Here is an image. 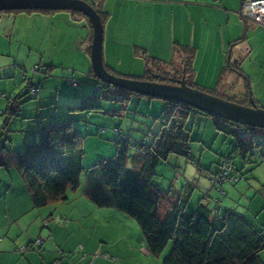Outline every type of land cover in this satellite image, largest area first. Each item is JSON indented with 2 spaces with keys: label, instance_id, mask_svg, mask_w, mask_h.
I'll list each match as a JSON object with an SVG mask.
<instances>
[{
  "label": "crops",
  "instance_id": "0c3cea01",
  "mask_svg": "<svg viewBox=\"0 0 264 264\" xmlns=\"http://www.w3.org/2000/svg\"><path fill=\"white\" fill-rule=\"evenodd\" d=\"M83 1L99 13L103 22L102 58L111 73L142 77L148 69L162 67L172 75L175 67L199 89L216 91L218 96L239 104L249 106L253 102L264 108V27L241 16L243 0ZM92 38L91 22L80 11H0V70L7 72L10 68L17 74L22 66L37 63L49 78L41 82L37 74L30 84L37 85L34 81L39 79L38 84L46 87L53 79L64 85L62 77L52 75L55 69V74L76 79L81 90L88 89L97 80L90 59ZM14 84L11 88L0 84L8 94L6 107L9 99L19 97L21 101L26 94L24 83ZM65 85L69 88L65 95H78L76 88ZM39 96L45 105L62 99L59 92L55 98L50 90L41 88ZM59 116L64 118V114ZM25 122H21V129L26 127ZM28 137L29 134L26 142ZM17 141L16 146L11 145L13 148L26 147L24 138ZM260 180L263 182L258 178V186L262 187ZM198 196L197 205H209ZM167 197L161 200L160 212ZM254 200L248 210L255 217L258 208L253 207L261 199L255 196ZM216 201L222 209V202ZM176 203L168 200L165 207ZM233 205L229 202L224 209L250 222V212ZM23 246L26 248L22 251ZM162 261V253L148 249L139 225L123 211L98 206L83 192H67L65 200L35 207L22 172L15 166L0 165V264H163Z\"/></svg>",
  "mask_w": 264,
  "mask_h": 264
},
{
  "label": "trees",
  "instance_id": "16d2710c",
  "mask_svg": "<svg viewBox=\"0 0 264 264\" xmlns=\"http://www.w3.org/2000/svg\"><path fill=\"white\" fill-rule=\"evenodd\" d=\"M185 65L188 66V63ZM161 68L148 69L139 78L149 79L150 73L159 75L157 78H162V81L166 75L175 80L184 77L181 69L174 67L171 75ZM184 72L188 73V68ZM184 78L186 85L198 88L187 77ZM96 79L92 86L95 85L97 91L80 97L76 104H68L65 121L43 125L39 131L29 134L23 151L5 149L6 152L0 154V165L15 166L22 172L35 207L65 200L69 190L80 186L84 169L83 149L78 144L79 131L72 128L69 116L77 112L100 111L101 105L97 102L99 97L115 95L124 100L129 99L132 94L143 96ZM73 81L75 83L72 84L78 85L77 80ZM30 85V90L38 88V95L40 87ZM27 92L28 89L26 94ZM18 98L9 99L8 108L0 114L3 113L5 118L7 113L16 114L21 104ZM164 102V106H158L160 114L155 118L159 120L160 126L151 142L143 139L132 145L120 132L113 156L99 159L87 170L82 192L98 206L114 207L132 217L139 225L152 253H161L172 239V247L164 257L163 264H264L259 257V252L264 248V235L243 215L233 210L221 209V206L211 208L205 203L190 208L191 194L178 198V202L162 215L161 200L173 192H168L169 190L153 182L160 159H165L171 152L188 156L186 141L190 140L191 134L185 125L189 122L191 113L213 116L217 129L233 137V151L242 157L244 163L255 148L264 145V128L228 121L185 103L173 100ZM35 137L37 138L34 139ZM131 146L134 147L129 152ZM262 157L264 162V152ZM231 165L230 156H224L221 168L217 171L219 182H224L229 170L234 169ZM214 180L216 181L215 178Z\"/></svg>",
  "mask_w": 264,
  "mask_h": 264
},
{
  "label": "rangeland",
  "instance_id": "374dc122",
  "mask_svg": "<svg viewBox=\"0 0 264 264\" xmlns=\"http://www.w3.org/2000/svg\"><path fill=\"white\" fill-rule=\"evenodd\" d=\"M24 67H26L25 70H23ZM7 70V72L0 70V84H6L8 88H11L15 85L14 83H24L23 87L25 86L24 88H27L28 92L20 97L21 106H23L22 109L21 107L18 109L15 115H7V118H5L4 114H1L0 151L10 149V147L16 151H23L25 147L17 149L11 145L16 146L17 139L20 137L24 138L25 144H27L25 136L34 133L33 129L37 132L43 125L65 121L67 119L66 109L68 104H76V102H79L80 97L97 91L95 90V85L89 86L88 89L84 87L81 90L80 83L74 86L70 82V80L76 79L69 75L68 77H63L61 74H55L54 72H57V70L53 69L51 71L52 75L59 78L62 77L65 84L72 86V89L76 88L78 95H65L69 88L65 84L60 86L59 83L51 78L52 76L50 77L52 80L49 81V85L46 87L43 86V83L42 86L39 85L40 80L37 79L34 83L41 88V91L45 90L47 92L50 90L51 95L55 98L59 92V97L62 98L58 102L53 99L51 104L45 105L40 102L41 96L37 97V94L30 92L31 78L34 80L35 75H40L41 82L49 78V74L45 76L47 74L44 71L45 69L41 70L40 64L31 63L22 66L21 70L17 71V74H15L16 71L10 68ZM139 77L136 75L133 78ZM26 90L23 91V94ZM7 95L4 89H0L1 112L6 110L5 102L7 100L5 96ZM97 102L101 105L100 111L90 113L77 112L69 116L72 119V128L79 131L78 144L83 149L82 163L84 168L80 177V186L75 190H69L68 193L70 195L82 193L86 172L99 159L113 156L116 150V139L119 138L120 132L122 133L121 135L126 136L130 140L132 145L135 141L143 139L150 143L154 133L160 126L159 120L155 118L160 114L157 103L165 105L164 100L136 94H132L129 99L124 100L115 95H110L107 98L99 97ZM44 114L47 115L44 116ZM60 114L62 116L64 114L63 119L60 118ZM24 117L26 118L23 119ZM23 120L26 121V127L21 129ZM215 122L216 119L213 116L191 113L189 122L185 125V128L191 134L190 140L186 141L189 147L188 156L171 152L165 159L159 160L153 182L160 185L163 189L169 190L168 192H173L164 200L165 202L161 206L163 207L161 213L163 215L167 213L169 208H166L165 205L168 200L178 202V198L185 197L188 194H191L189 198L190 208L191 206H197L198 195L207 201L211 208L217 205L216 200L222 202L223 208L229 202H233V206L237 210L246 209L245 212H250L248 213L250 222H253L258 227V230L261 229V234L264 235V162L262 161L264 145L261 144L258 148H255L253 154H250L249 159L244 163L242 157L233 151V137L218 130ZM133 147L129 148V152H132ZM224 156H230L231 166L234 169L229 170L224 182H219L217 180V171L221 168V161ZM258 178L263 180V182L260 180L263 183L262 187L258 186V183H260ZM212 180H214V183ZM255 196H259L262 201L259 200L253 207L258 208L254 217L248 207H250ZM220 206L218 205V207ZM69 242H72V240H67V243ZM172 243V239L169 240L161 252L162 260L169 253ZM259 257L264 263V248L259 252Z\"/></svg>",
  "mask_w": 264,
  "mask_h": 264
},
{
  "label": "water",
  "instance_id": "95a60500",
  "mask_svg": "<svg viewBox=\"0 0 264 264\" xmlns=\"http://www.w3.org/2000/svg\"><path fill=\"white\" fill-rule=\"evenodd\" d=\"M16 9H70L82 12L90 20L93 28L90 51L93 74L106 84L151 98L185 103L228 121L264 128V108L257 107L253 102L249 106L239 104L202 89L190 87L186 85L184 77L176 79L175 82H166L124 77L108 71L102 58L103 22L99 13L83 0H0V11Z\"/></svg>",
  "mask_w": 264,
  "mask_h": 264
},
{
  "label": "built area",
  "instance_id": "2783aa9c",
  "mask_svg": "<svg viewBox=\"0 0 264 264\" xmlns=\"http://www.w3.org/2000/svg\"><path fill=\"white\" fill-rule=\"evenodd\" d=\"M240 13L242 17L264 27V0H243ZM71 82L75 83L73 80H71ZM30 92L32 94H37L38 88L34 87L30 90ZM25 248L26 247L23 246L20 250L23 251Z\"/></svg>",
  "mask_w": 264,
  "mask_h": 264
},
{
  "label": "flooded vegetation",
  "instance_id": "af4514ba",
  "mask_svg": "<svg viewBox=\"0 0 264 264\" xmlns=\"http://www.w3.org/2000/svg\"><path fill=\"white\" fill-rule=\"evenodd\" d=\"M154 75H155V73H150V74H149V79L160 80V81H162V80H161L162 78H159V77L157 78V77H155ZM160 77H161V76H160ZM154 78H155V79H154ZM173 79L175 80V78H171L170 76L166 75L164 81H166V82H172Z\"/></svg>",
  "mask_w": 264,
  "mask_h": 264
}]
</instances>
